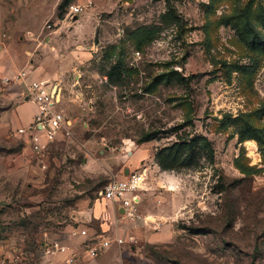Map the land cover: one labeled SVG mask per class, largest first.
Returning <instances> with one entry per match:
<instances>
[{
  "label": "rangeland",
  "instance_id": "rangeland-1",
  "mask_svg": "<svg viewBox=\"0 0 264 264\" xmlns=\"http://www.w3.org/2000/svg\"><path fill=\"white\" fill-rule=\"evenodd\" d=\"M65 1L24 0L44 7L40 35L58 29ZM67 23L60 37L74 33ZM76 26L85 39L65 50L83 53L70 63L84 115L46 168L0 98V243L25 241L37 264L77 199L100 198L137 163L148 169L140 213L155 198L169 239L136 255L264 264V0H95Z\"/></svg>",
  "mask_w": 264,
  "mask_h": 264
},
{
  "label": "crops",
  "instance_id": "crops-1",
  "mask_svg": "<svg viewBox=\"0 0 264 264\" xmlns=\"http://www.w3.org/2000/svg\"><path fill=\"white\" fill-rule=\"evenodd\" d=\"M43 8L31 2L25 3L24 0H0V79L26 72L32 78L47 80L53 90L57 86L55 110L70 121L73 132L80 116L84 115L81 111L84 96L80 76H77L79 69L70 61L73 57H82L83 53L75 49L66 51L65 47L84 41L85 35L76 26L82 17L71 23L75 30L73 34H68V38L60 37L68 23L59 19L55 23L58 29L48 30L45 26L43 32H48L42 36L38 26L47 16ZM24 91L21 84L5 88L0 80V98L8 105L5 117L18 129L31 126L38 113L36 103L24 97ZM135 165L137 163L133 167ZM133 167L125 168L123 175L118 178L127 177L136 171ZM139 197L142 201L141 195ZM77 200L69 216L51 229L44 240L46 243L58 240L70 246L78 257L75 264H155L150 257L145 262L135 253L141 244L155 245L169 239L166 230H156L162 224V210L153 205L155 198L149 199V207L141 213L139 209L140 218L136 220L126 216L122 204L108 203L102 197L86 195ZM148 216L154 217L155 222H148ZM82 231H86V235H82ZM117 238H124L125 243L119 245ZM106 240L112 242L111 246L96 259H90L88 247ZM25 244V241L19 242L14 238L0 243V255L6 258V264H28L25 257L22 261H15L18 255H23ZM68 258V254H47L37 264H68Z\"/></svg>",
  "mask_w": 264,
  "mask_h": 264
},
{
  "label": "built area",
  "instance_id": "built-area-1",
  "mask_svg": "<svg viewBox=\"0 0 264 264\" xmlns=\"http://www.w3.org/2000/svg\"><path fill=\"white\" fill-rule=\"evenodd\" d=\"M95 5V0H75L66 11L62 22H75L83 15L87 14ZM57 26V25H55ZM54 25L47 24L46 29L52 30ZM1 85L5 88L13 84L24 86V97L36 103L38 113L33 124L29 127L20 128L17 134L24 137L28 148L39 158L41 164L44 163L45 155L51 144L63 139L70 138L73 134L72 125L63 113L55 110L56 99L53 88L47 80L35 79L26 72H18L14 76H3ZM146 171L136 170L124 178H115L111 180L100 192V197L108 203L122 204L126 209V216L133 220L140 218L139 205L140 193L146 184ZM86 235V231L81 232ZM119 245L125 243L124 238H117ZM111 241L106 240L94 243L88 247V256L90 259H96L101 252H104L111 246ZM44 254H68V264H75L77 255L74 250L60 241H51L46 243ZM23 255H18L15 261H22ZM0 264H6V258L0 255Z\"/></svg>",
  "mask_w": 264,
  "mask_h": 264
},
{
  "label": "water",
  "instance_id": "water-1",
  "mask_svg": "<svg viewBox=\"0 0 264 264\" xmlns=\"http://www.w3.org/2000/svg\"><path fill=\"white\" fill-rule=\"evenodd\" d=\"M129 2H133V0H128ZM53 93H54V96H55V99H56V102H57V97H58V89H57V86H55L54 90H53Z\"/></svg>",
  "mask_w": 264,
  "mask_h": 264
},
{
  "label": "trees",
  "instance_id": "trees-1",
  "mask_svg": "<svg viewBox=\"0 0 264 264\" xmlns=\"http://www.w3.org/2000/svg\"><path fill=\"white\" fill-rule=\"evenodd\" d=\"M68 2H69V1H68V0H66L64 4L66 5ZM71 3H72V2H71ZM71 3H70V4H71ZM70 4H68V6H69ZM68 6H67V7H68Z\"/></svg>",
  "mask_w": 264,
  "mask_h": 264
}]
</instances>
